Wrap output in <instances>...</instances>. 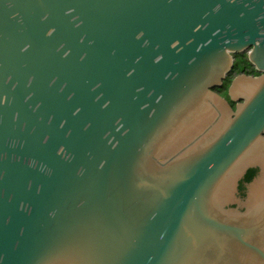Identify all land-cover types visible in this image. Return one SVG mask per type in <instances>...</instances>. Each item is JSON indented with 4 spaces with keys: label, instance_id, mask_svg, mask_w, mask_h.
Instances as JSON below:
<instances>
[{
    "label": "water",
    "instance_id": "95a60500",
    "mask_svg": "<svg viewBox=\"0 0 264 264\" xmlns=\"http://www.w3.org/2000/svg\"><path fill=\"white\" fill-rule=\"evenodd\" d=\"M0 264H264V0H0Z\"/></svg>",
    "mask_w": 264,
    "mask_h": 264
},
{
    "label": "flooded vegetation",
    "instance_id": "af4514ba",
    "mask_svg": "<svg viewBox=\"0 0 264 264\" xmlns=\"http://www.w3.org/2000/svg\"><path fill=\"white\" fill-rule=\"evenodd\" d=\"M236 60H240L241 62V68L242 70L238 73H245L247 75H252V76H258L261 74V72H258L252 65L251 63L249 62L248 58H247V52H242V53H235L233 55V64ZM230 73V72H229ZM238 73H233L231 78L233 76H235L236 74ZM229 75V74H228ZM227 75V76H228ZM230 78V79H231ZM229 86V85H228ZM228 88V87H227ZM217 92H219V94L221 96H223L224 98L228 99V96H227V89L226 90H221V92L216 89ZM229 103L231 104L232 107L235 106V103L233 102H230ZM246 175V174H245ZM248 181L245 180V176L243 178H241L238 182V195L243 198L245 196V191H246V183Z\"/></svg>",
    "mask_w": 264,
    "mask_h": 264
},
{
    "label": "trees",
    "instance_id": "16d2710c",
    "mask_svg": "<svg viewBox=\"0 0 264 264\" xmlns=\"http://www.w3.org/2000/svg\"><path fill=\"white\" fill-rule=\"evenodd\" d=\"M242 70L241 68V62L240 60H236L233 64L232 70L230 71L229 75L225 78V80L223 81L222 87L218 88V90L221 92V90H226L229 83H230V78L232 76L233 73H238ZM257 169H249L245 175V180L246 181H250L251 178L256 174Z\"/></svg>",
    "mask_w": 264,
    "mask_h": 264
}]
</instances>
